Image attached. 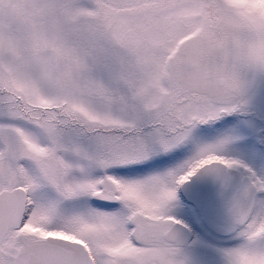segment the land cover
Returning a JSON list of instances; mask_svg holds the SVG:
<instances>
[{
	"label": "snow or ice",
	"instance_id": "obj_1",
	"mask_svg": "<svg viewBox=\"0 0 264 264\" xmlns=\"http://www.w3.org/2000/svg\"><path fill=\"white\" fill-rule=\"evenodd\" d=\"M0 264H264V0H0Z\"/></svg>",
	"mask_w": 264,
	"mask_h": 264
}]
</instances>
